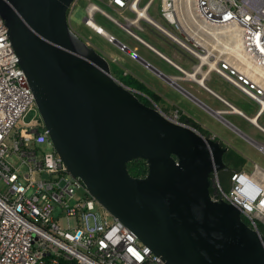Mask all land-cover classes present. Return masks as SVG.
<instances>
[{"label": "water", "instance_id": "obj_1", "mask_svg": "<svg viewBox=\"0 0 264 264\" xmlns=\"http://www.w3.org/2000/svg\"><path fill=\"white\" fill-rule=\"evenodd\" d=\"M76 1L0 0L18 62L70 171L165 264H264V235L240 206L211 197L212 174L228 169V147L170 121L118 79L71 28ZM138 158L149 162L145 178L129 171Z\"/></svg>", "mask_w": 264, "mask_h": 264}, {"label": "built area", "instance_id": "obj_2", "mask_svg": "<svg viewBox=\"0 0 264 264\" xmlns=\"http://www.w3.org/2000/svg\"><path fill=\"white\" fill-rule=\"evenodd\" d=\"M96 1L116 10L124 21L91 1L84 19L87 26L101 33L95 17L102 14L166 59L134 30L143 31V22L156 28L199 60L188 75L195 74L200 81L197 69L204 68L258 103L257 122L242 110L238 113L264 134L260 123L264 117V0H161V18L172 30L149 14L156 0ZM8 30L0 14V264H165L101 204L81 177L73 175L42 115L29 120L39 107ZM230 36L241 40L248 62L215 47ZM109 40L118 39L109 35ZM123 45L124 52L136 53ZM167 78L176 81L179 77ZM131 89L170 121L193 127L183 110L165 111L147 93ZM204 136L221 139L214 132ZM245 137L264 153L263 142ZM220 172L212 174V200L237 204L250 225L260 231L259 224L264 226V168L254 162L250 170H234L228 189Z\"/></svg>", "mask_w": 264, "mask_h": 264}, {"label": "rangeland", "instance_id": "obj_3", "mask_svg": "<svg viewBox=\"0 0 264 264\" xmlns=\"http://www.w3.org/2000/svg\"><path fill=\"white\" fill-rule=\"evenodd\" d=\"M91 1H95L111 15L121 21H124L116 10L102 2H98L96 0H77L70 11V26L83 41L89 43L98 53L103 55L110 63H112V65H110L112 67L113 74L118 79L121 77V74H119L120 71L121 73L122 71H130L133 73V75L138 76L141 81H144L148 85L155 84L160 89L161 87H165L167 89V97L172 100L171 106L185 111L199 123L204 124V126L210 129V131L216 133L221 138L220 141L225 143L228 149H231L239 156L246 158V169L250 170L253 167L254 162L259 163L264 168V153L258 150V148L243 134L231 126H236L245 135L264 143V134L253 123L237 114H224L223 118L231 124L229 125V123L220 118L221 116L218 117L206 110L190 95H187L185 91L168 83L167 80L160 77L158 73L151 70L144 63L133 57L131 54L124 52L123 49L115 43L110 42L103 34L87 26L84 22V19L87 15V6ZM160 7L161 0H156L150 8L149 14L164 27L172 30L161 18ZM95 19L99 27L114 35L122 43H125L131 47L141 57L160 68L164 74H180L178 70L160 60V58H158V56L150 51L145 45L134 39L131 35H129L126 31H124L107 17L98 13ZM142 24L144 26V30L142 31L134 28L135 32L147 40L159 51L172 56L177 50H179L182 54L192 57L186 50L171 41L156 28L145 22ZM114 64L118 65V73L115 72ZM179 83L183 87L189 89L192 93L200 95V97H202L213 109L224 107L222 104H219L212 96L208 98L205 96V94H199L196 91V84H188L184 81H180ZM209 84L224 94L249 117H254L257 114L260 108L259 104L245 95L242 91L235 88L232 84L225 81L218 74L214 73L213 80L210 81ZM159 106L165 111L170 110L169 108H165L163 103H160ZM37 110V113L30 114L29 120L38 119L41 116L39 109ZM260 123L264 125V117L260 120ZM227 166V170H222V178L225 184L227 182V171L231 172V170H233L234 161H231V164H227ZM225 172L226 174L224 175Z\"/></svg>", "mask_w": 264, "mask_h": 264}, {"label": "crops", "instance_id": "obj_4", "mask_svg": "<svg viewBox=\"0 0 264 264\" xmlns=\"http://www.w3.org/2000/svg\"><path fill=\"white\" fill-rule=\"evenodd\" d=\"M110 34V33H109ZM112 35V34H110ZM105 36V35H104ZM108 40L109 37L105 36ZM110 41V40H109ZM111 42V41H110ZM148 48V47H147ZM150 51H152L154 54H156V56H158V58H160V60H162L163 62H165L166 64H169L170 66H172L173 68H175L176 70H178L180 72V74H165L169 77L173 76V77H179L175 80H170L169 78H165L163 77L158 71L164 73L162 70H160V68H158L157 66H155L153 63H150L148 60L143 59L148 62L152 67H154L156 70H154L152 67H150L149 65H146L147 67H149L151 70L155 71L156 73H158V75L162 78H164L165 80H167L168 83L174 85L175 87L185 91L187 93V95H190L194 100H196L197 103H199L201 106H203L206 110H208L209 112L213 113L214 115L215 112L217 111H225V114H237L240 115L238 112H232V107L230 104L234 105L236 108L240 109L236 104H234L230 99H228L224 94H222L221 92H219L218 90H216L214 87H212L209 82L213 80V75L214 73L209 74L207 72V75H204V68L197 69V73H198V79H202L203 83H201V81L198 80H193L190 78V76L186 73V72H192L194 69V65L196 63H199V60L195 59L192 55V57H189L186 54H182L179 50H177L174 55L169 56L165 53H163L162 51H160L163 55H165L167 58L165 59L164 57H162L160 54L156 53L155 51L151 50L150 48H148ZM191 67V68H190ZM125 73H129L131 75H133L132 72L130 71H125ZM134 77H136L137 79L140 80V78L136 75H133ZM207 76V77H206ZM205 77V78H204ZM205 80V81H204ZM141 81V80H140ZM180 81H184L188 84H196V91L199 94H205V96H207L208 98L210 96H212L219 104H222L224 107L222 108H215L213 109L212 107L209 106L208 103H206V101L200 97V95L198 94H194L192 93L189 89H187L186 87H183L182 85H180ZM143 83H145L144 81H142ZM149 88H151L152 90H154L156 93H158L162 98L163 101L161 103L164 104L165 108H169L170 110L175 109L173 106H171L172 104V100L169 99L166 95L167 93V89L165 87H161V89L157 86V85H148L147 83H145ZM235 87V86H234ZM236 88V87H235ZM238 89V88H237ZM230 103V104H229ZM167 110V111H170ZM241 110V109H240ZM185 112V111H184ZM186 113V112H185ZM188 116L192 117L191 115H189L188 113H186ZM217 116V115H216ZM241 116V115H240ZM257 114L254 116L256 117ZM253 117V118H254ZM193 118V117H192ZM252 118V117H251ZM194 119V118H193ZM260 119V117H259ZM197 121V120H196ZM252 123V122H251ZM201 124V123H200ZM204 128L208 129L206 126H204V124H201ZM235 130L241 132L236 126H233ZM210 130V129H208ZM243 133V132H241Z\"/></svg>", "mask_w": 264, "mask_h": 264}, {"label": "trees", "instance_id": "obj_5", "mask_svg": "<svg viewBox=\"0 0 264 264\" xmlns=\"http://www.w3.org/2000/svg\"><path fill=\"white\" fill-rule=\"evenodd\" d=\"M114 68H115V72L118 73L117 71H119L118 69V65L114 64ZM113 73V71H112ZM121 77L119 78L124 84H126L127 86L133 88V89H137L140 90L142 92L147 93L148 95H150L152 97V99H154V101H156L158 104H160L163 101V98L156 93L154 90H152L151 88H149L145 83H143L142 81H140L139 79H137L136 77H134L133 75L129 74V73H125V71H120ZM140 99L146 103L147 105L152 106L153 104L147 100L146 98L139 96ZM186 120H189V122L192 124V126L198 130H200V132H202L204 135H209L211 134L212 131L204 128L198 121H196L195 119H193L192 117L186 115L185 116ZM218 141H220V139H218ZM222 143V145L224 147H227V145L225 143H223L222 141H220ZM225 162L230 165L231 161H234V168L233 170H231V172L227 171L228 174H226V172L224 173V175L226 174V179L227 182L226 184L223 181L222 178V171L220 172V177L223 183V186L225 187V189L229 188V185L231 183V176L234 170H242L246 167L247 165V160L246 158L239 156L235 151L229 149L228 152L225 154ZM128 167H129V171L132 174V176L134 177H139V178H145L147 177V175L149 174V162L145 159L142 158H138L135 159L133 161H130L128 163ZM228 167V166H227ZM213 178V176H212ZM215 192V188L213 186V182L211 185V193L213 194ZM243 219L246 223L251 224V222L245 217L243 216ZM259 228L260 231L262 232V234L264 235V226L262 224H259Z\"/></svg>", "mask_w": 264, "mask_h": 264}, {"label": "bare ground", "instance_id": "obj_6", "mask_svg": "<svg viewBox=\"0 0 264 264\" xmlns=\"http://www.w3.org/2000/svg\"><path fill=\"white\" fill-rule=\"evenodd\" d=\"M96 28L101 31V33L106 34V35H110L107 31H105L103 28L99 27L96 23H95ZM215 47L218 48L220 51L225 52L226 50H228L231 55H234L236 57H238L239 59H241L244 63L248 62L245 58V56L243 55V53L241 52L242 49V42L239 38L235 37V36H230L228 38V40H224V41H218L215 43ZM215 65V64H213ZM204 75H207V72L204 71ZM191 79L193 80H197V76H195V74H190L189 75ZM207 77V76H206ZM263 77H264V72H263ZM205 78V77H204ZM203 83V80H200ZM205 81V80H204ZM221 113V112H219ZM223 113V112H222ZM218 116H221L223 114H217ZM252 121L257 122L258 119L256 117H252Z\"/></svg>", "mask_w": 264, "mask_h": 264}, {"label": "flooded vegetation", "instance_id": "obj_7", "mask_svg": "<svg viewBox=\"0 0 264 264\" xmlns=\"http://www.w3.org/2000/svg\"><path fill=\"white\" fill-rule=\"evenodd\" d=\"M110 64L112 65V63H110ZM111 65H110V66H111ZM111 70H112V67H111Z\"/></svg>", "mask_w": 264, "mask_h": 264}]
</instances>
